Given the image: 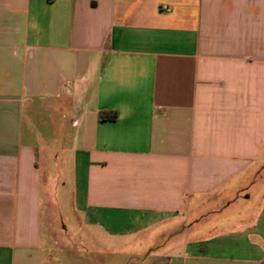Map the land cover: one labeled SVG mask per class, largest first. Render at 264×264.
<instances>
[{"label": "crops", "instance_id": "obj_1", "mask_svg": "<svg viewBox=\"0 0 264 264\" xmlns=\"http://www.w3.org/2000/svg\"><path fill=\"white\" fill-rule=\"evenodd\" d=\"M66 209L162 264H264V0H0V264H46Z\"/></svg>", "mask_w": 264, "mask_h": 264}, {"label": "rangeland", "instance_id": "obj_2", "mask_svg": "<svg viewBox=\"0 0 264 264\" xmlns=\"http://www.w3.org/2000/svg\"><path fill=\"white\" fill-rule=\"evenodd\" d=\"M38 119V118H37ZM45 123V124H44ZM38 121V129L43 134L40 138L44 144L60 145L65 138L55 136L54 121L44 120ZM72 172L70 168H64L63 179L57 178V181L67 183L61 187L64 196V203L68 201V195L72 190L71 178ZM62 216V224L58 216L52 217L49 224L50 229V246L46 249V264H162L163 257H157L156 250L149 246H156V243H145L142 245L140 242H135L133 237H117L112 238L104 235L98 228H94L97 236V241L92 243L91 240L83 242L81 240L82 234L75 233L81 230V227L75 224L69 228V220L75 219L66 216L67 209L64 210ZM67 225V227H65ZM71 229V233L66 229ZM74 232H73V231ZM147 246V247H145Z\"/></svg>", "mask_w": 264, "mask_h": 264}, {"label": "trees", "instance_id": "obj_3", "mask_svg": "<svg viewBox=\"0 0 264 264\" xmlns=\"http://www.w3.org/2000/svg\"><path fill=\"white\" fill-rule=\"evenodd\" d=\"M100 118L102 120H116L117 119V113L116 112H112L111 116L109 112L103 111L100 113Z\"/></svg>", "mask_w": 264, "mask_h": 264}, {"label": "built area", "instance_id": "obj_4", "mask_svg": "<svg viewBox=\"0 0 264 264\" xmlns=\"http://www.w3.org/2000/svg\"><path fill=\"white\" fill-rule=\"evenodd\" d=\"M167 9V11H170L168 8H166Z\"/></svg>", "mask_w": 264, "mask_h": 264}]
</instances>
